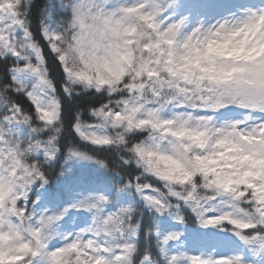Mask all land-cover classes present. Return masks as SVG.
<instances>
[{"label":"snow or ice","instance_id":"obj_1","mask_svg":"<svg viewBox=\"0 0 264 264\" xmlns=\"http://www.w3.org/2000/svg\"><path fill=\"white\" fill-rule=\"evenodd\" d=\"M0 264H264V0H0Z\"/></svg>","mask_w":264,"mask_h":264},{"label":"trees","instance_id":"obj_2","mask_svg":"<svg viewBox=\"0 0 264 264\" xmlns=\"http://www.w3.org/2000/svg\"><path fill=\"white\" fill-rule=\"evenodd\" d=\"M78 103H82V101H78ZM85 119H87V117H85Z\"/></svg>","mask_w":264,"mask_h":264}]
</instances>
